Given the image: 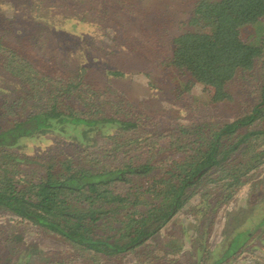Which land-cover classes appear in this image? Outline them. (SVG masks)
I'll return each instance as SVG.
<instances>
[{"label":"trees","instance_id":"16d2710c","mask_svg":"<svg viewBox=\"0 0 264 264\" xmlns=\"http://www.w3.org/2000/svg\"><path fill=\"white\" fill-rule=\"evenodd\" d=\"M193 12L190 25L210 21L214 31L186 29L173 38L170 59L160 63L185 77L176 98L197 83L212 88L214 102L230 101L228 88L238 80L256 88L246 112L206 132L157 129L120 92L98 91L84 67L48 76L21 50L3 48L0 64L27 88L0 103V121L8 122H0V137L34 120L42 135L62 141L35 157L0 147V209L36 223L67 249L31 250L13 263L0 251V264L120 261L142 252L170 223L171 257L142 264H264V178L261 202L247 212L226 209L264 167V45L239 37L264 18V0H195ZM107 77L129 78L116 69ZM144 78L157 93L149 74ZM87 103L92 109L83 108ZM223 211L224 232L211 247ZM257 253L261 258L252 259Z\"/></svg>","mask_w":264,"mask_h":264},{"label":"rangeland","instance_id":"374dc122","mask_svg":"<svg viewBox=\"0 0 264 264\" xmlns=\"http://www.w3.org/2000/svg\"><path fill=\"white\" fill-rule=\"evenodd\" d=\"M3 2L7 6L0 9V24H11L13 27L17 25L14 28L20 31L16 36L14 33H5L3 40H9L14 49L21 50L41 74L59 75V71L65 75L73 74L84 67L87 70L86 79L98 91L107 90L111 97L120 92L134 107V114L142 113L154 119L160 127L157 129L173 127L178 132H185L199 126L206 132V127L221 125L246 112L255 101V82L250 79L245 82L238 80L229 86L228 92L232 98L230 101L214 102L212 88L200 83L195 84L181 98H176L180 92L179 87L185 83V77L177 70L166 68L160 63L170 59L173 38L186 29L200 33L214 31V25L210 21H197L190 25L195 0ZM15 5L18 9L14 8ZM39 17L46 20L40 21L37 19ZM72 19L81 20L86 25ZM239 37L243 43L263 46L264 18L240 29ZM0 57L3 58L4 54ZM110 69L119 70L129 78H108ZM144 73L149 74L159 93L151 90ZM25 88L27 87L23 86L19 78L12 77L0 64V103L14 99L20 90L26 93ZM83 108L92 109V106L87 103ZM0 122L7 127L6 119ZM38 130V124L34 120L23 123L0 137V147L10 150L14 148L15 152L35 157L50 152L62 141L42 135ZM72 148L70 147V151ZM263 178L264 167L250 176L249 183L226 209L247 212L250 207L261 202L263 198L259 193V185ZM224 211L213 233L211 247L224 232ZM172 228L173 224H168L142 252L120 261L109 260L101 264H142L145 257L151 256L170 258L165 242ZM66 249L62 242L36 223L20 220L0 209V251L5 253L4 258L10 257L11 263L31 250L60 253ZM245 257L247 256L244 255L243 258ZM258 258H261L260 253L252 257L254 260ZM180 262L189 264L185 260ZM241 264L253 263L246 260Z\"/></svg>","mask_w":264,"mask_h":264},{"label":"crops","instance_id":"0c3cea01","mask_svg":"<svg viewBox=\"0 0 264 264\" xmlns=\"http://www.w3.org/2000/svg\"><path fill=\"white\" fill-rule=\"evenodd\" d=\"M4 0H0V9H4L5 6H7V4H4L3 2ZM9 6L12 8V5L9 4ZM15 9H18V6L15 5L14 7ZM13 8V9H14ZM14 27H17V25H15ZM11 24H5L3 25L2 23L0 24V55L3 52V48H8V47H12L9 40H3L4 39V34L5 33H10V34H18L20 31L18 30V28H14ZM23 32V31H21ZM24 32L27 33V31L24 30ZM20 34V33H19ZM16 36V35H15ZM2 58L0 57V60Z\"/></svg>","mask_w":264,"mask_h":264}]
</instances>
